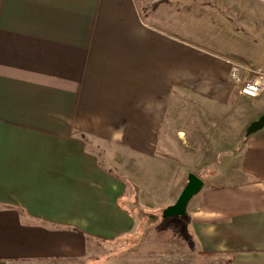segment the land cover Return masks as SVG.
Masks as SVG:
<instances>
[{
    "label": "crops",
    "instance_id": "0c3cea01",
    "mask_svg": "<svg viewBox=\"0 0 264 264\" xmlns=\"http://www.w3.org/2000/svg\"><path fill=\"white\" fill-rule=\"evenodd\" d=\"M170 4L0 0V264H102L137 231V200L151 207V166L177 201L206 164L187 208L197 259L264 264V129L209 133L210 104L239 93L234 63L182 38Z\"/></svg>",
    "mask_w": 264,
    "mask_h": 264
},
{
    "label": "rangeland",
    "instance_id": "374dc122",
    "mask_svg": "<svg viewBox=\"0 0 264 264\" xmlns=\"http://www.w3.org/2000/svg\"><path fill=\"white\" fill-rule=\"evenodd\" d=\"M167 1L171 4L163 6L160 12L167 18L168 25L171 23L176 28L178 27L182 38L202 46L216 55L228 57L234 64H241L244 67L264 72V2L257 0H214L215 8H213L211 5H206L207 1L205 0ZM208 1L210 4L214 3L212 0ZM143 12L146 13L144 8ZM262 100L263 98L249 99L238 93L227 107L210 104L211 118L209 123L211 125L209 133L211 135L214 133L218 140L222 139L221 136L226 131L235 137L236 127L243 126V123L246 122L250 127L251 122L257 118V110ZM229 130L232 134L228 132ZM201 132L205 135L202 138L211 139L205 128ZM227 144L226 142L224 145L215 146L216 149L210 155L213 158L217 156V159H209L210 165L217 167L228 156V153L224 154L230 146ZM220 153L221 158H219ZM205 162L207 163V161ZM204 169L198 172L197 176L203 181L209 182L216 169L207 166V164ZM149 170L150 182L152 181L153 185H157L156 192H153L154 199L150 201L151 207L145 202L137 200L135 210L138 211L137 231L131 238L122 241L120 245H102L103 260L101 263L203 264L195 254V244L189 234L190 226L187 215L176 219L163 218L164 210L176 203L174 201L175 196H173L177 188L176 183L169 182L167 169L159 172L156 166H151ZM217 172H221L217 182L229 181V176H223L221 170H217ZM184 181L187 184L185 177ZM129 187L133 190L132 186ZM134 194L141 193L137 190L131 191L129 196L132 197ZM171 220H177L184 226L183 245L165 246L153 243L151 241L153 236Z\"/></svg>",
    "mask_w": 264,
    "mask_h": 264
},
{
    "label": "water",
    "instance_id": "95a60500",
    "mask_svg": "<svg viewBox=\"0 0 264 264\" xmlns=\"http://www.w3.org/2000/svg\"><path fill=\"white\" fill-rule=\"evenodd\" d=\"M264 129V115L253 122L247 132V136H252ZM205 183L197 175L191 173L188 177V184L181 192L176 203L163 212L164 219L180 218L187 215V208L191 200L203 189Z\"/></svg>",
    "mask_w": 264,
    "mask_h": 264
},
{
    "label": "built area",
    "instance_id": "2783aa9c",
    "mask_svg": "<svg viewBox=\"0 0 264 264\" xmlns=\"http://www.w3.org/2000/svg\"><path fill=\"white\" fill-rule=\"evenodd\" d=\"M232 77L236 81L241 96L249 99L264 97V72L233 64Z\"/></svg>",
    "mask_w": 264,
    "mask_h": 264
},
{
    "label": "trees",
    "instance_id": "16d2710c",
    "mask_svg": "<svg viewBox=\"0 0 264 264\" xmlns=\"http://www.w3.org/2000/svg\"><path fill=\"white\" fill-rule=\"evenodd\" d=\"M176 219V218H174ZM184 226L177 220H171L168 224L159 231L151 241L165 246H182L184 237ZM114 240H109L112 242ZM209 256L212 254L201 253V256Z\"/></svg>",
    "mask_w": 264,
    "mask_h": 264
}]
</instances>
